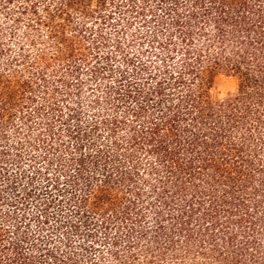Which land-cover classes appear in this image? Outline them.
I'll return each instance as SVG.
<instances>
[{
    "label": "trees",
    "instance_id": "obj_1",
    "mask_svg": "<svg viewBox=\"0 0 264 264\" xmlns=\"http://www.w3.org/2000/svg\"><path fill=\"white\" fill-rule=\"evenodd\" d=\"M0 264H264V0H0Z\"/></svg>",
    "mask_w": 264,
    "mask_h": 264
},
{
    "label": "rangeland",
    "instance_id": "obj_2",
    "mask_svg": "<svg viewBox=\"0 0 264 264\" xmlns=\"http://www.w3.org/2000/svg\"><path fill=\"white\" fill-rule=\"evenodd\" d=\"M132 23H134L133 25L130 26V28H128L127 32L130 34L132 32H134L135 30L138 29L139 24L136 23L135 21H133ZM107 32H113V28L110 26L107 27L106 29ZM122 56H120V54L117 56V60L116 61V65H121L122 61ZM94 85H91V87L89 89L86 88H82V91L80 93L79 99L81 102H83V106H85L86 108H89L86 104L88 103L89 100H87V98H90V95L95 93H97V87H95V82H93ZM238 87V80L235 76L233 75H229L226 73H218L213 80L212 83V88H211V94L214 98L217 99H225L228 96L232 95L234 92H236ZM92 89H95L94 91ZM101 94V92H100ZM89 114H91L90 111H86V116H88ZM12 135V134H11ZM26 161V160H25ZM28 162V161H26ZM28 164V163H27ZM26 168H29L28 166ZM44 197L47 196V194L43 195Z\"/></svg>",
    "mask_w": 264,
    "mask_h": 264
}]
</instances>
